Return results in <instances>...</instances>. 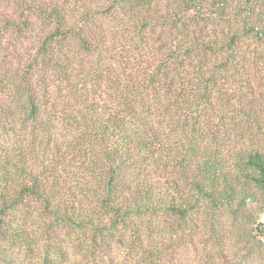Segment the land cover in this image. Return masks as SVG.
I'll list each match as a JSON object with an SVG mask.
<instances>
[{
    "label": "trees",
    "instance_id": "1",
    "mask_svg": "<svg viewBox=\"0 0 264 264\" xmlns=\"http://www.w3.org/2000/svg\"><path fill=\"white\" fill-rule=\"evenodd\" d=\"M263 213L264 0H0V264H171L224 214L252 251Z\"/></svg>",
    "mask_w": 264,
    "mask_h": 264
},
{
    "label": "rangeland",
    "instance_id": "2",
    "mask_svg": "<svg viewBox=\"0 0 264 264\" xmlns=\"http://www.w3.org/2000/svg\"><path fill=\"white\" fill-rule=\"evenodd\" d=\"M243 211L255 214L256 209L253 205L247 203ZM238 221H240L239 217L234 220L227 214L217 215L213 222V233L210 234L207 229L202 230L199 234L194 232L196 230H192L191 234L196 245H184L177 248L171 264H204L205 261L209 262V258L214 259L216 262L219 259L224 264H264V238H260L259 242L251 240V243H255L256 247L250 251V240L248 239L249 242L246 241L237 229ZM259 221L264 226V213L260 215ZM162 226L159 223H154L151 226L154 228L151 229L155 233L156 227ZM168 237L166 236L167 239ZM202 237L204 241H202ZM170 241L175 242L176 239L173 238ZM115 253L119 258V253ZM7 256L12 264H37V261L31 255L15 250L10 251Z\"/></svg>",
    "mask_w": 264,
    "mask_h": 264
}]
</instances>
